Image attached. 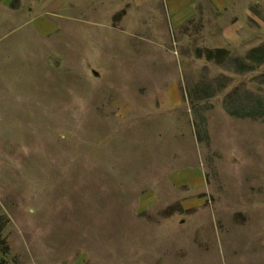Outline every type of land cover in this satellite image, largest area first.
Returning <instances> with one entry per match:
<instances>
[{
  "label": "rangeland",
  "instance_id": "obj_1",
  "mask_svg": "<svg viewBox=\"0 0 264 264\" xmlns=\"http://www.w3.org/2000/svg\"><path fill=\"white\" fill-rule=\"evenodd\" d=\"M38 1L0 0V264H264V0Z\"/></svg>",
  "mask_w": 264,
  "mask_h": 264
},
{
  "label": "crops",
  "instance_id": "obj_2",
  "mask_svg": "<svg viewBox=\"0 0 264 264\" xmlns=\"http://www.w3.org/2000/svg\"><path fill=\"white\" fill-rule=\"evenodd\" d=\"M62 0H39V8L46 11L43 14H37L33 18L34 25H38L42 28L43 32L45 30L51 29L52 23L43 21V15L51 11L53 7L58 5ZM136 3L143 5L148 3L149 0H134ZM252 0H167V11L169 18L173 21L174 25L181 26V24L186 21L192 20L195 18V15L198 13V6L200 3L211 5L218 12H229L237 14V22L230 27L238 30L239 26L242 23V15L248 14L249 9L252 3ZM257 3H261L256 1ZM35 10H33L34 14Z\"/></svg>",
  "mask_w": 264,
  "mask_h": 264
},
{
  "label": "trees",
  "instance_id": "obj_3",
  "mask_svg": "<svg viewBox=\"0 0 264 264\" xmlns=\"http://www.w3.org/2000/svg\"><path fill=\"white\" fill-rule=\"evenodd\" d=\"M2 216H0V234H1V231H2V229H3V227H4V224L2 223ZM0 244H1V242H0Z\"/></svg>",
  "mask_w": 264,
  "mask_h": 264
}]
</instances>
